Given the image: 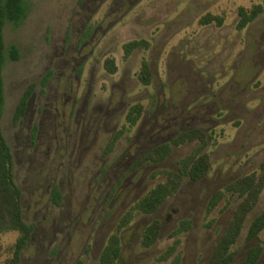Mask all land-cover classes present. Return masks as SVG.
Listing matches in <instances>:
<instances>
[{"label":"rangeland","instance_id":"rangeland-1","mask_svg":"<svg viewBox=\"0 0 264 264\" xmlns=\"http://www.w3.org/2000/svg\"><path fill=\"white\" fill-rule=\"evenodd\" d=\"M26 1L24 24L6 30L7 45H18L21 59L5 70L3 119L24 220L34 225L21 264H98L120 218L165 181L154 173L176 170L201 143L173 146L159 164L143 162L144 155L196 129L209 135L204 153L211 173L199 182L186 180L156 214L137 218L123 235L117 264H170L158 259L183 221L192 229L179 237L182 264H209L237 206L223 201L208 215L211 198L264 161V11L237 30L239 9L264 8V0ZM208 14L224 18L223 26L201 25ZM135 40L150 47L126 60L124 45ZM108 58L116 61L115 75L105 69ZM144 60L150 85L139 77ZM32 87L27 115L16 123L17 107ZM138 104L144 107L139 123L110 148ZM263 208L264 197L234 264L252 246L246 234ZM154 220L163 225L161 237L144 249L142 233ZM15 239L0 234V264Z\"/></svg>","mask_w":264,"mask_h":264},{"label":"trees","instance_id":"trees-1","mask_svg":"<svg viewBox=\"0 0 264 264\" xmlns=\"http://www.w3.org/2000/svg\"><path fill=\"white\" fill-rule=\"evenodd\" d=\"M264 8L256 5L251 8L239 9L238 31H244L254 23L263 13ZM29 15V7L26 0H0V234L15 235L16 239L8 245V258L4 264H21L22 254L31 242L34 225L24 220L22 206L23 192L15 181L13 150L4 134L3 119L6 109V82L5 70L9 62H18L21 59V51L18 45L8 46L6 43V30L9 26L21 27ZM216 23L223 26L224 18L208 14L203 17L200 24L212 25ZM150 43L145 40H135L124 45L125 59L128 60L137 50L149 49ZM105 69L115 75L118 67L115 59L108 58L105 61ZM140 80L144 85L152 82V71L148 61L142 63ZM49 81H46V85ZM34 94V87L30 88L22 98L15 113V122L19 123L27 115L29 105ZM144 107L140 104L133 106L127 116L126 125L114 136L109 147L112 148L126 133L130 132L139 123L143 115ZM208 139V140H207ZM200 142L192 154L184 157L179 162L176 170H161L154 173L153 177L163 176L164 182L158 183L138 202H136L119 220L114 233L102 251L98 264H117L123 250V235L135 220L139 217L156 214L170 199L174 198L186 180L199 182L209 176L213 164L209 154L204 153L205 146L209 143V135L201 130H190L181 133L172 144H165L154 148L144 155L143 162L159 164L164 162L173 152L174 147H181L187 143ZM264 197V161L259 171L241 177L229 184L225 189L213 195L208 206V215H211L223 201H237L232 220L219 241L209 264H234L237 259L236 247L246 230L250 216L259 208ZM53 200L57 206L61 205L62 193L59 186L53 190ZM231 205V204H230ZM192 223L183 221L172 237L173 244L168 247L158 259L160 263L182 264L179 254L181 240L179 237L191 231ZM163 231V225L159 220H154L143 231L141 246L144 249L153 248L159 241ZM264 233V208L255 217L248 228L246 241L252 246L241 264H259L264 254V245L261 236Z\"/></svg>","mask_w":264,"mask_h":264}]
</instances>
